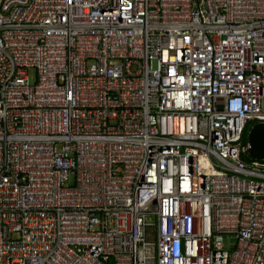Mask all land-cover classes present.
Listing matches in <instances>:
<instances>
[{
	"label": "built area",
	"instance_id": "obj_1",
	"mask_svg": "<svg viewBox=\"0 0 264 264\" xmlns=\"http://www.w3.org/2000/svg\"><path fill=\"white\" fill-rule=\"evenodd\" d=\"M257 122L264 0H0V264H264Z\"/></svg>",
	"mask_w": 264,
	"mask_h": 264
},
{
	"label": "water",
	"instance_id": "obj_2",
	"mask_svg": "<svg viewBox=\"0 0 264 264\" xmlns=\"http://www.w3.org/2000/svg\"><path fill=\"white\" fill-rule=\"evenodd\" d=\"M247 155L250 159L264 161V122L253 123L247 132Z\"/></svg>",
	"mask_w": 264,
	"mask_h": 264
},
{
	"label": "trees",
	"instance_id": "obj_3",
	"mask_svg": "<svg viewBox=\"0 0 264 264\" xmlns=\"http://www.w3.org/2000/svg\"><path fill=\"white\" fill-rule=\"evenodd\" d=\"M243 140H244V141L247 140V135H246V133H244V135H243ZM244 160H249V158H248V157H244Z\"/></svg>",
	"mask_w": 264,
	"mask_h": 264
},
{
	"label": "rangeland",
	"instance_id": "obj_4",
	"mask_svg": "<svg viewBox=\"0 0 264 264\" xmlns=\"http://www.w3.org/2000/svg\"><path fill=\"white\" fill-rule=\"evenodd\" d=\"M32 75H33V72H32V71H30V76L32 77Z\"/></svg>",
	"mask_w": 264,
	"mask_h": 264
}]
</instances>
